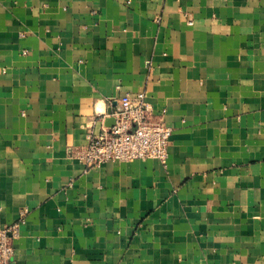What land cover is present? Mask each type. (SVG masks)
Returning <instances> with one entry per match:
<instances>
[{
	"label": "crops",
	"instance_id": "obj_1",
	"mask_svg": "<svg viewBox=\"0 0 264 264\" xmlns=\"http://www.w3.org/2000/svg\"><path fill=\"white\" fill-rule=\"evenodd\" d=\"M125 92L165 163L86 167ZM21 213L10 264H264V0H0V225Z\"/></svg>",
	"mask_w": 264,
	"mask_h": 264
},
{
	"label": "built area",
	"instance_id": "obj_2",
	"mask_svg": "<svg viewBox=\"0 0 264 264\" xmlns=\"http://www.w3.org/2000/svg\"><path fill=\"white\" fill-rule=\"evenodd\" d=\"M114 123L91 135L87 144L71 148V155L86 167H97L109 161H129L138 158H155L165 163L167 145L172 128L163 113L154 116L145 100L144 92H125L111 111ZM133 128H130L131 126ZM20 218L0 225V264H10L13 257V239L17 237Z\"/></svg>",
	"mask_w": 264,
	"mask_h": 264
},
{
	"label": "water",
	"instance_id": "obj_3",
	"mask_svg": "<svg viewBox=\"0 0 264 264\" xmlns=\"http://www.w3.org/2000/svg\"><path fill=\"white\" fill-rule=\"evenodd\" d=\"M108 113L110 114V113H111V110L108 111ZM108 121H109L108 126H111V125L114 123V119H113V117H110V119H109Z\"/></svg>",
	"mask_w": 264,
	"mask_h": 264
}]
</instances>
